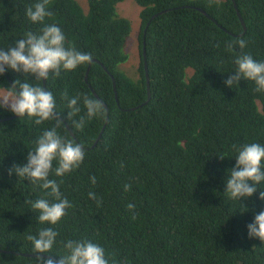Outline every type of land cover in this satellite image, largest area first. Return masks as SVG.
<instances>
[{"label":"trees","instance_id":"trees-1","mask_svg":"<svg viewBox=\"0 0 264 264\" xmlns=\"http://www.w3.org/2000/svg\"><path fill=\"white\" fill-rule=\"evenodd\" d=\"M124 1L86 0L83 6L50 0L53 15L33 23L26 9L38 0H0V49L55 23L67 43L92 55L90 63L40 82L64 121L57 132L85 150L79 168L49 175L72 205L56 225H41L28 203L54 198L9 175L55 121L35 125L0 110V264H41L28 237L43 227L58 232L52 251L43 254L57 261L65 254L63 241L87 239L105 249L109 264H264V243L247 232L264 210V182L240 202L225 194L235 167L233 146L264 145V91L243 79L225 86L239 55L264 62V0H134L141 20L139 78L129 77L124 66L135 58L128 48L131 19L118 13ZM239 39L247 41L244 49L235 43ZM17 79L24 82L23 74L8 70L0 86ZM64 92L99 100L103 114L76 128L86 109L81 99L80 113L69 118Z\"/></svg>","mask_w":264,"mask_h":264},{"label":"clouds","instance_id":"clouds-1","mask_svg":"<svg viewBox=\"0 0 264 264\" xmlns=\"http://www.w3.org/2000/svg\"><path fill=\"white\" fill-rule=\"evenodd\" d=\"M49 3L50 0H38L30 5L26 9L27 18L33 23H43L46 17L53 15L49 10ZM235 43L240 49L247 46L244 39ZM232 47L231 43L227 46L229 51ZM91 61V53L79 51L74 44L67 43L65 33L55 23L45 24L36 34L27 32L14 45L0 49V77L8 70L24 76V82L17 79L11 87L0 86V110L10 111L19 118L27 116L35 125L55 121V126L44 131L35 141V147L28 151L27 162L14 164L9 169V175L15 174L19 179L28 180L54 198L52 201L46 198L28 201L41 225H56L66 214V209L72 207L70 202L62 197L59 184L56 180L49 179V175L62 177L79 168L84 160L85 150L83 144L65 139L57 132V128L64 121L56 112L53 93L42 87L40 82L47 81L50 74L58 77L62 70L73 71ZM234 63L236 68L225 81L226 87L231 89L243 79L254 82L256 91H264V62H258L251 55L243 54L236 57ZM29 77L34 79L30 82ZM62 99L67 101V108L71 110L68 113L69 118L80 113L78 103L83 100L86 117L81 116L78 121H74L78 129L84 127L86 118L102 115L104 111L99 100L88 96L69 98L67 92H64ZM233 149L236 152L235 167L228 172V178L225 180V194L240 202L253 197L260 189L258 186L264 182V145L249 143L239 147L233 146ZM220 158L224 159L223 156ZM92 183L95 184L94 177ZM125 190H128L127 185ZM88 196L97 200L98 206L102 203L94 192L90 191ZM259 199L264 201V190L259 191ZM133 207L128 205L130 210ZM247 232L249 239H259L264 243V210L259 211L247 225ZM57 236L58 232L52 227H43L36 235L28 237L34 251L41 254V264H109L110 257H106L105 249L87 239L63 241L65 254L60 256L58 261L44 256L43 254L52 251Z\"/></svg>","mask_w":264,"mask_h":264},{"label":"rangeland","instance_id":"rangeland-1","mask_svg":"<svg viewBox=\"0 0 264 264\" xmlns=\"http://www.w3.org/2000/svg\"><path fill=\"white\" fill-rule=\"evenodd\" d=\"M83 6H86V0H78ZM119 15L129 18L132 23V34L128 41V48L135 58L128 59L124 64L127 75L131 78L140 77L141 67V53L138 52V44H140L139 33L141 29V20L139 18L140 8L134 0H126L118 7ZM166 14V13H165ZM148 65V64H147ZM145 66V63H144ZM123 68V67H122Z\"/></svg>","mask_w":264,"mask_h":264},{"label":"water","instance_id":"water-1","mask_svg":"<svg viewBox=\"0 0 264 264\" xmlns=\"http://www.w3.org/2000/svg\"><path fill=\"white\" fill-rule=\"evenodd\" d=\"M235 7H236V10H237V12H238V14H239V16H240V19L242 20V25H243V28H244V33H246V31H247V26H246L244 20L242 19V16L240 15V12H239V10H238L236 4H235ZM196 9H198L199 11H201L203 14H205V15H206L207 17H209L210 19L216 21L212 16H210V15H209L205 10H203L202 8H196ZM168 11H169V9H166V10L161 11V12L158 13V14H159V15H161V14H165V13H167ZM143 55H144V63H145L144 68H145V73H146V75H147V85H148V93H149L148 101H147V102H149L150 99H151V93H150V75H149L148 65H147V62H146V53L143 52ZM88 73H89V70H88ZM86 80H88V76L86 77ZM3 121H4V120H0V122H3ZM68 128L70 129V126H69V125H68ZM101 134H102V133H101Z\"/></svg>","mask_w":264,"mask_h":264},{"label":"bare ground","instance_id":"bare-ground-1","mask_svg":"<svg viewBox=\"0 0 264 264\" xmlns=\"http://www.w3.org/2000/svg\"><path fill=\"white\" fill-rule=\"evenodd\" d=\"M145 53H146V49H145ZM44 82H46V81H44Z\"/></svg>","mask_w":264,"mask_h":264}]
</instances>
